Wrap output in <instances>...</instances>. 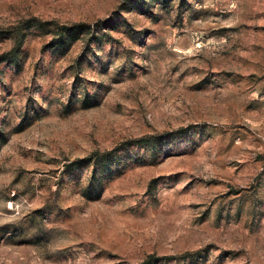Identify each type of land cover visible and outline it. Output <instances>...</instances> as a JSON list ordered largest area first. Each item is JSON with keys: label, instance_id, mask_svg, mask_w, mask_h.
<instances>
[{"label": "rangeland", "instance_id": "374dc122", "mask_svg": "<svg viewBox=\"0 0 264 264\" xmlns=\"http://www.w3.org/2000/svg\"><path fill=\"white\" fill-rule=\"evenodd\" d=\"M0 264H264V0H0Z\"/></svg>", "mask_w": 264, "mask_h": 264}]
</instances>
